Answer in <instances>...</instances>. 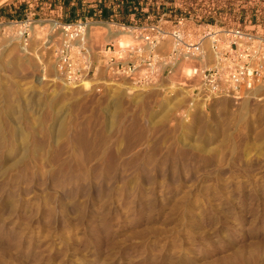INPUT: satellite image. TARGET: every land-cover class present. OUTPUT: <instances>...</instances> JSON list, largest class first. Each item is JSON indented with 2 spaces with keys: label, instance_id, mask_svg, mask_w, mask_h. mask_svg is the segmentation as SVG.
<instances>
[{
  "label": "rangeland",
  "instance_id": "obj_1",
  "mask_svg": "<svg viewBox=\"0 0 264 264\" xmlns=\"http://www.w3.org/2000/svg\"><path fill=\"white\" fill-rule=\"evenodd\" d=\"M0 8V264H264V86L183 118L97 70L63 81L57 18L22 35L29 0Z\"/></svg>",
  "mask_w": 264,
  "mask_h": 264
},
{
  "label": "built area",
  "instance_id": "obj_2",
  "mask_svg": "<svg viewBox=\"0 0 264 264\" xmlns=\"http://www.w3.org/2000/svg\"><path fill=\"white\" fill-rule=\"evenodd\" d=\"M124 4L114 0L111 6ZM127 6L128 22L97 20V27L113 34L96 51L83 40L91 20L52 21L61 30L52 65L63 81L77 84L97 70L99 85L184 99L183 118L199 106L242 100L264 86V0H129ZM34 15L22 20V35Z\"/></svg>",
  "mask_w": 264,
  "mask_h": 264
},
{
  "label": "crops",
  "instance_id": "obj_3",
  "mask_svg": "<svg viewBox=\"0 0 264 264\" xmlns=\"http://www.w3.org/2000/svg\"><path fill=\"white\" fill-rule=\"evenodd\" d=\"M122 8L111 6L114 0H29L30 13H51L54 18L62 22H73L81 18H88L92 22L97 20H114L118 22L129 21L127 2ZM16 4H8L6 8H0L3 14L11 17L20 16L21 10ZM5 10V12H4ZM33 10V11H32Z\"/></svg>",
  "mask_w": 264,
  "mask_h": 264
},
{
  "label": "bare ground",
  "instance_id": "obj_4",
  "mask_svg": "<svg viewBox=\"0 0 264 264\" xmlns=\"http://www.w3.org/2000/svg\"><path fill=\"white\" fill-rule=\"evenodd\" d=\"M48 25V27H46V28H49L50 27V29H53V28H55V23L54 22H51V23H49V24H47ZM47 25H44L43 27H45V26H47ZM40 27V26H39ZM99 27H97V29H98ZM33 29H36V28H34L33 27ZM44 29V28H43ZM100 29V28H99ZM101 29H103V28H101ZM104 31V30H103ZM110 31V30H109ZM106 32V31H105ZM113 33H108L107 34V38H106V41L109 39V37L112 35ZM119 104V103H118Z\"/></svg>",
  "mask_w": 264,
  "mask_h": 264
}]
</instances>
